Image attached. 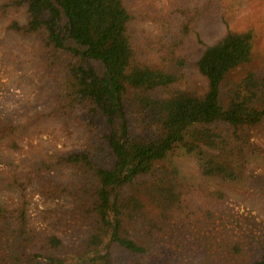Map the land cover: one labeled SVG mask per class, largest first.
<instances>
[{"label":"trees","instance_id":"16d2710c","mask_svg":"<svg viewBox=\"0 0 264 264\" xmlns=\"http://www.w3.org/2000/svg\"><path fill=\"white\" fill-rule=\"evenodd\" d=\"M11 1L27 14L23 25L11 28L42 32L45 46L72 59L67 69L74 100L87 108L91 129L99 128L98 118L105 127L98 142L61 158L94 180L84 203L91 229L79 251L63 255L62 240L27 227L22 208L14 264H148L149 244L137 236L154 240L171 212H179L186 192L175 155L195 159L205 179L234 183L244 177L250 130L264 121V70L246 71L237 80L228 77L252 60L253 31L227 30L205 46L194 66L206 89L196 93L176 86L175 71L138 58L130 30L136 15L127 0ZM210 4L202 0L204 8ZM184 61L174 57L170 62L180 68ZM129 114L135 117L134 128ZM19 129L0 120V144L16 148ZM145 200L159 210L156 217ZM121 254L125 263H118ZM245 264H264V251Z\"/></svg>","mask_w":264,"mask_h":264},{"label":"rangeland","instance_id":"374dc122","mask_svg":"<svg viewBox=\"0 0 264 264\" xmlns=\"http://www.w3.org/2000/svg\"><path fill=\"white\" fill-rule=\"evenodd\" d=\"M126 5L136 15L130 30L138 58L175 71L180 89L205 91L194 63L227 30L254 33L252 60L228 78L264 70V0H211L209 8L202 0H127ZM26 20L24 8L0 0V120L20 127L16 148L0 144V264H14L22 208L27 227L62 240L63 255L79 251L91 229L84 203L94 180L61 158L86 150L105 131L101 118L99 128L91 129L87 108L74 100L67 69L72 59L45 46L42 32L11 28ZM174 57L184 65L176 68L170 62ZM129 119L134 128V115ZM249 134L244 177L234 183L205 179L195 159L182 153L173 157L186 192L179 212H171L154 240L137 236L149 244L148 264H245L259 258L264 251V121ZM145 203L156 217L159 210ZM118 263H125L124 255Z\"/></svg>","mask_w":264,"mask_h":264}]
</instances>
